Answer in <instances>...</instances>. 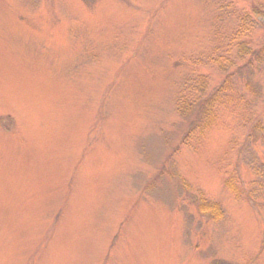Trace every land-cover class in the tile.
<instances>
[{
	"label": "rangeland",
	"instance_id": "obj_1",
	"mask_svg": "<svg viewBox=\"0 0 264 264\" xmlns=\"http://www.w3.org/2000/svg\"><path fill=\"white\" fill-rule=\"evenodd\" d=\"M0 264H264V0H0Z\"/></svg>",
	"mask_w": 264,
	"mask_h": 264
},
{
	"label": "trees",
	"instance_id": "obj_2",
	"mask_svg": "<svg viewBox=\"0 0 264 264\" xmlns=\"http://www.w3.org/2000/svg\"><path fill=\"white\" fill-rule=\"evenodd\" d=\"M204 100H202V97H196L195 98V101L194 103H200L201 105V102L203 103ZM205 102H206V99H205ZM204 102V103H205ZM203 103V104H204ZM193 104V103H192ZM191 104V105H192ZM210 105V104H209ZM208 107V106H207ZM205 107L203 105V108H202V105L200 107V111L195 115L194 117V120H193V125L197 128L198 126H209V122L206 121V120H203L205 117L204 116H209L211 115L210 112H211V108H212V105L210 106V111L208 110V108ZM192 125V126H193ZM194 129V128H193ZM203 129V128H202ZM203 207H201V209L199 208L200 212H203V214H209V215H213V218L214 219H219L221 218V212H220V209L217 208L216 206H209V205H202Z\"/></svg>",
	"mask_w": 264,
	"mask_h": 264
}]
</instances>
